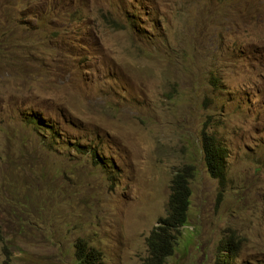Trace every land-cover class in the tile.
Wrapping results in <instances>:
<instances>
[{
	"label": "rangeland",
	"instance_id": "rangeland-1",
	"mask_svg": "<svg viewBox=\"0 0 264 264\" xmlns=\"http://www.w3.org/2000/svg\"><path fill=\"white\" fill-rule=\"evenodd\" d=\"M186 165L166 264H264V0H0V264H144Z\"/></svg>",
	"mask_w": 264,
	"mask_h": 264
},
{
	"label": "trees",
	"instance_id": "trees-1",
	"mask_svg": "<svg viewBox=\"0 0 264 264\" xmlns=\"http://www.w3.org/2000/svg\"><path fill=\"white\" fill-rule=\"evenodd\" d=\"M216 76L214 78L213 75L212 81L215 85L220 81L219 76ZM34 119H31L32 124L37 125V128H42ZM45 126L49 127V130L52 129V126ZM216 138V136L205 135L202 140V149L209 173L213 178L223 182L225 180V149L218 144ZM193 169V165H186L174 174L171 181L168 212L165 217L158 220L157 225L147 238L148 257L144 260V264H166L167 259L174 254L180 238V230L188 219L191 204L189 180L194 176ZM76 248L75 256L78 264H102L101 252L89 246L87 242L80 241ZM235 249H237V244L233 237L226 242L225 246L219 248L218 257L221 258V255L225 254L222 260L223 264H228V253L232 254Z\"/></svg>",
	"mask_w": 264,
	"mask_h": 264
}]
</instances>
